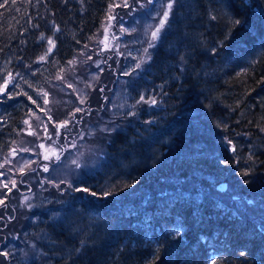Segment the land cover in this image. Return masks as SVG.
<instances>
[{"label":"trees","instance_id":"16d2710c","mask_svg":"<svg viewBox=\"0 0 264 264\" xmlns=\"http://www.w3.org/2000/svg\"><path fill=\"white\" fill-rule=\"evenodd\" d=\"M130 1L7 0L0 8V86L14 77L0 93V173L46 97L59 99L47 111L57 125L76 108L90 111L74 119H97V144L87 143L100 155L59 188L42 177L32 183L41 168L24 171L27 185L4 188L0 175V264H264V0H176L151 60L124 75V50L96 43L112 10L111 32L121 36L118 17L139 6ZM167 3L143 12L159 16ZM229 17L241 23L225 40ZM68 74L88 79L85 95L61 86ZM129 80L131 107L121 109ZM142 95L157 103L137 104ZM72 125L59 131L62 141L80 130ZM68 183L98 193L117 185L118 194L94 198ZM27 186L34 206L21 201Z\"/></svg>","mask_w":264,"mask_h":264},{"label":"rangeland","instance_id":"374dc122","mask_svg":"<svg viewBox=\"0 0 264 264\" xmlns=\"http://www.w3.org/2000/svg\"><path fill=\"white\" fill-rule=\"evenodd\" d=\"M123 1L125 0H119V2L122 4ZM131 2L130 0H127V3ZM142 4L147 5L146 9L150 10V6H148V0H142ZM136 9V10H135ZM135 12L133 13L132 16L123 18L125 14H121L118 17V20L120 21V26L123 25V28L126 30L123 36L122 32L119 31L121 34L120 37L113 36V32H111V29L115 27V20H117L118 13L116 11L112 10L110 12L109 18L106 21L104 28L102 30V33L99 41H97L96 44L98 46H101L103 49V46L106 45L105 48L108 49H115L120 52V50H124V54L126 55V65L127 68L125 71H128L132 66H134L135 63L138 62V59L135 58H143V49L147 47V40L150 38V32L154 30V28L158 25L159 20L161 18V15L159 11L151 10L150 15L145 14L143 11L145 8H141L139 6H136ZM133 11V10H131ZM162 13V11H161ZM132 17V18H131ZM158 19L157 24H155L156 20ZM151 26V28L149 27ZM121 28V27H120ZM134 30H137L138 33L134 32ZM162 33V32H161ZM103 41V43H101ZM158 43V42H157ZM105 48L103 50H105ZM153 49V48H152ZM151 52V49H149V53ZM151 55V53H150ZM100 60V59H99ZM148 62V61H147ZM97 65H95V69L89 73V78L95 79V75L98 74V69L101 67L99 62H95ZM141 69H143V64ZM140 69L137 71L139 72ZM136 73V72H135ZM68 80L69 84L72 85V87L80 94V97L85 95L86 89L84 88L85 83L88 81V79L83 78L78 75V78L81 79V83H78L74 78H71L68 74ZM90 79V82L91 80ZM67 80V82H68ZM130 80L129 83L127 84V90L123 92L122 94L119 93V96L122 95L121 98L124 99V102L121 104V109L126 108L129 109L131 107V103L129 104L125 103L126 100H130V96L132 95V90L130 87ZM4 84V83H3ZM2 84V85H3ZM60 84V83H58ZM66 83L63 82L61 86H64L66 90H70L68 85H65ZM82 85V86H81ZM144 91H142V94ZM117 96V95H116ZM52 99V98H51ZM55 103L53 104H59L60 102H57L56 100H59L57 97H54ZM61 99H63L61 97ZM71 99V98H70ZM72 100V99H71ZM44 101H47L46 103L43 104V110H34L31 111V114L26 118L25 123L27 128H25V134L22 137L21 142L17 141L14 145V147L10 150L11 154L8 157L10 163L8 164L7 168H3V185L4 183H8L9 185H12L11 181L19 182L24 184H28L29 180L27 179H21L24 171L25 170H34L36 168H41L43 170V166L47 164L49 166V170L47 172H41V175L38 172V175L34 177V180H31L32 183H35L37 181V178L42 177L44 180V183L47 184L49 183L50 180L52 181H58L63 178L69 181H73V179L70 177L71 175H77L78 172L82 171L83 167L87 168L88 164H91L92 166L98 165V160L100 158V155L95 154H90V149L91 147L88 145V141H92L93 143H96V138L95 136H92V133L95 129V124H97V119L95 118L94 120H90L89 122H84L81 121V118H78L79 115L77 116L76 120H79L80 123L78 124V129H80L76 134L67 137L65 135L64 141H62L57 135V131L59 132L61 128L57 129V121L51 115L48 114L47 111L52 109V103L49 100V98H44ZM114 101H116L114 99ZM113 101V103H115ZM72 102V101H71ZM130 105V106H129ZM79 106V105H78ZM51 107V108H50ZM76 107V105H75ZM81 109L83 107L81 106ZM47 113V114H45ZM49 117L51 119H49ZM85 123V124H84ZM46 126V127H45ZM74 126V125H72ZM60 134V133H59ZM29 135H32L31 137ZM83 136V139H80V136ZM51 136L52 139H49L48 137ZM88 138H90L88 140ZM75 140L76 141V147L72 148L69 147L68 145L70 144L71 141ZM64 144V146L67 148L65 152L61 153V158L59 161L55 160L54 158L51 160H44V155L45 151L47 154L51 155L52 149H59L61 146V143ZM103 142H99V144H102ZM105 143V142H104ZM99 145L100 148V153L103 150V146ZM43 144L44 148H40L39 145ZM22 148H27L30 149V151H21ZM13 149H15V154H13ZM82 155H79L81 154ZM64 156V157H63ZM73 160H78L79 167H77L76 164H73ZM25 162H28L30 166H25ZM24 166L23 172L20 171L21 167ZM20 176V177H18ZM28 176V175H27ZM62 177V178H61ZM28 178H30L28 176ZM23 180V181H22ZM68 182V181H67ZM44 185V184H43ZM26 191H24V195L22 196L21 201L25 204L26 202L29 203L31 206L36 205V202L32 201L33 195L31 193V190L29 189L28 186L24 187ZM32 188V187H31ZM226 185L225 183H221L219 186V190L226 192ZM24 189V190H25ZM34 192V190H33ZM23 194V193H22ZM32 201V202H31ZM248 202V201H247Z\"/></svg>","mask_w":264,"mask_h":264},{"label":"snow or ice","instance_id":"6c2138e0","mask_svg":"<svg viewBox=\"0 0 264 264\" xmlns=\"http://www.w3.org/2000/svg\"><path fill=\"white\" fill-rule=\"evenodd\" d=\"M154 2V0H148V4H152ZM137 3L139 4V7L143 8L145 7L144 4L142 3H139V0H137ZM176 4V0H168V3L165 5V10L163 11L162 15H161V18L159 20V23L158 25L154 28V30H152L150 32V38L147 40V47L143 49V58H135L134 59H138V62L134 64V66H132L131 68V71H125L123 74L124 75H131L133 72H136L138 69H141L142 67V64L151 60V55L149 53V49H152V48H155L156 45H157V42L160 41L161 39V32L162 30H164L165 28V25L167 24L168 20H169V17L172 13V9H173V6ZM7 5V0H5V3H0V8H4L6 7ZM124 7H131V5H129L127 3V0H125L124 2ZM210 19L212 20H216L217 19V16L215 15H210ZM241 22L239 19H233L232 17H229V30L225 33V37L224 39L227 40L230 38L231 36V27L233 25H239ZM151 28V26H149ZM59 29H57L58 31ZM121 31L124 32L126 31L124 28H123V25H121ZM166 35L167 33H165V38H166ZM41 39H44V37H41ZM47 43L49 44V50H48V53H50L51 51V47L54 46L53 44V40L51 38H48L47 40ZM101 43H103V41H101ZM224 46V42L221 41L219 42V44L217 45V48H222ZM213 51L215 52L216 49H213ZM48 53L45 54L48 55ZM45 56H42L40 57L41 60H44L45 59ZM89 59H91V57H89ZM257 61H252V63H255ZM69 64L73 63L72 61H69L68 62ZM58 79H63L62 76H58L57 77ZM14 80V77L12 75L11 72H8L7 73V77L5 78L4 80V84L2 86H0V93H4L8 87V84L9 82H12ZM25 83H27V81H25ZM29 87H31V85H29ZM68 87H72L71 84H68ZM101 91H103V89H101ZM24 95L28 98V100H31L33 104L36 103L35 100L32 99V97L30 95H28V93H24ZM44 95H47L46 93H44ZM47 101H45L46 103ZM80 103L83 104L84 103V99H81L80 100ZM140 103H147L149 105H155L157 103V101L155 100V98H149V99H145V97L142 95L140 96L139 100L137 101V104H140ZM37 107H39V105H37ZM132 107H135V105H133ZM43 110V109H41ZM76 112H84L85 114H90V111L89 110H85V109H81V108H76L75 111L73 113H71V118L69 120H65L61 123H59L56 128L59 129V128H67V126L72 123L74 126L76 124H79L80 121L79 120H75V114ZM130 115H135L134 112L130 113ZM49 119H51L49 117ZM27 123V122H25ZM146 123L148 124H151L153 123L152 121H147ZM46 127V126H45ZM114 130V129H113ZM102 131H109V129L105 128V129H102ZM57 135H59V132L57 131ZM49 139H52L51 136L48 137ZM80 139H83V136L81 135L80 136ZM229 143L231 144V141H229ZM69 147H72V148H75L76 147V141L73 140L70 142V144L68 145ZM40 148H44V145L41 144L39 145ZM67 148L64 146V145H61L59 149H55L53 148L52 149V153L51 155L49 154H45L44 155V160H51V159H55L57 161L60 160L61 158V153L66 151ZM233 151H235V146H233L232 148ZM21 151H30V149H27V148H22ZM13 154H15V149H13ZM79 155H82L79 154ZM5 163H10V161H8L7 159H5ZM73 164H76L77 167H79V163H78V160H73L72 161ZM25 166H30L28 164V162H25ZM4 167L3 164H0V168ZM24 170V166L21 167L20 171L23 172ZM49 170V166L47 164H45L43 166V171L47 172ZM0 175H3V173H0ZM242 175L244 176H247L248 173L247 172H244L242 173ZM248 181H245V183H247ZM11 183L13 184V186H15V181H11ZM49 183H53L55 187L59 188L60 187V184H56L55 181H52L50 180ZM61 183H67V181H61ZM133 184H124L123 187H132ZM4 188H7L8 187V183H4L3 185ZM68 187L69 188H72L73 191L75 192H79V193H82L84 195H87V196H91V197H94V198H107V197H110V196H114L116 194H118L117 192V189L119 186L117 185H113L111 187H108V188H104L102 189L99 193L95 190H92L90 189L89 187H73L70 183H68ZM122 190V189H121ZM0 203H3L2 200H0ZM175 235L176 236H179L180 235V232L179 231H176L175 232ZM4 256H8L9 254L7 252H3L2 253ZM210 264H217L216 260L213 259L210 261Z\"/></svg>","mask_w":264,"mask_h":264},{"label":"water","instance_id":"95a60500","mask_svg":"<svg viewBox=\"0 0 264 264\" xmlns=\"http://www.w3.org/2000/svg\"><path fill=\"white\" fill-rule=\"evenodd\" d=\"M106 47V45L105 46H103V49Z\"/></svg>","mask_w":264,"mask_h":264}]
</instances>
